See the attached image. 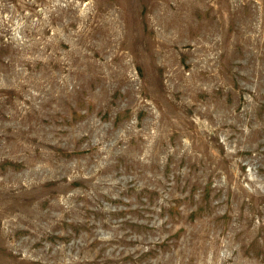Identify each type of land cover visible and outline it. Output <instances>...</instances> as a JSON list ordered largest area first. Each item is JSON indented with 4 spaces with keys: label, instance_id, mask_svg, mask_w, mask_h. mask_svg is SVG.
<instances>
[{
    "label": "rangeland",
    "instance_id": "1",
    "mask_svg": "<svg viewBox=\"0 0 264 264\" xmlns=\"http://www.w3.org/2000/svg\"><path fill=\"white\" fill-rule=\"evenodd\" d=\"M0 264H264V0H0Z\"/></svg>",
    "mask_w": 264,
    "mask_h": 264
},
{
    "label": "bare ground",
    "instance_id": "2",
    "mask_svg": "<svg viewBox=\"0 0 264 264\" xmlns=\"http://www.w3.org/2000/svg\"><path fill=\"white\" fill-rule=\"evenodd\" d=\"M198 16V15H197ZM197 19V18H196ZM202 31V30H201ZM62 67H64V66H62ZM121 69V68H120ZM116 78V77H115ZM159 88V87H158ZM119 96V95H118ZM115 97V96H114ZM197 102V101H196ZM113 103V102H112ZM105 107V106H104ZM104 116V115H103ZM120 118V117H119ZM76 120V119H75ZM68 123V122H67ZM64 128V127H63ZM186 128V127H185ZM54 152V151H53ZM64 156V155H63ZM58 158H60V157H58ZM65 158V157H64ZM120 164V163H119ZM124 167V166H123ZM117 169V168H116ZM169 169V168H168ZM122 170V169H121ZM168 182V181H167ZM74 186V185H73ZM168 186V185H167ZM157 187V186H156ZM38 189V188H37ZM84 189V188H83ZM34 190V189H33ZM169 190V189H168ZM147 192V191H146ZM30 193V192H29ZM174 193V192H173ZM145 194V193H144ZM142 195V194H141ZM156 195V194H155ZM153 196V195H152ZM158 196V195H157ZM141 197V196H140ZM134 198V197H133ZM186 200V199H185ZM143 201V200H142ZM178 201V200H177ZM176 201V202H177ZM137 205V204H136ZM152 205V204H151ZM147 206V205H146ZM157 207V206H156ZM153 208V207H152ZM163 211V210H162ZM10 212H11V210H10ZM131 212V211H130ZM161 213V212H160ZM175 213V212H174ZM3 214V213H2ZM177 219V218H176ZM159 220V219H158ZM112 221V220H111ZM177 222V221H176ZM7 225V224H6ZM128 225V224H127ZM131 225V224H130ZM186 225V224H185ZM165 227H167V226H165ZM188 227V226H187ZM183 228V227H182ZM191 228V227H190ZM181 229V228H180ZM176 230V229H175ZM184 230V229H183ZM182 230V231H183ZM179 231V230H178ZM118 232H120V231H118ZM125 232V231H124ZM147 232V231H146ZM176 232V231H175ZM181 232V231H180ZM182 233V232H181ZM138 234V233H137ZM5 235V234H4ZM101 236V235H100ZM126 236V235H125ZM146 236V235H145ZM162 236V235H161ZM177 236V235H176ZM184 236V235H183ZM130 237V236H129ZM188 237V236H187ZM9 239H10V237H9ZM137 239V238H136ZM6 241V240H5ZM154 242V241H153ZM172 242V241H171ZM126 243V242H125ZM186 243V242H185ZM11 245V244H10ZM152 245V244H151ZM169 245V244H168ZM177 245V244H176ZM187 245V244H186ZM101 246V245H100ZM121 247V246H120ZM136 247V246H135ZM178 247V246H177ZM200 247H201V244H200ZM138 248V247H137ZM162 248V247H161ZM181 249V248H180ZM182 249H184V248H182ZM181 249V251L182 252H184L183 250ZM187 248H185V250H186ZM176 250V249H175ZM204 250V249H203ZM187 251H188V249H187ZM126 252H128V251H126ZM178 252H180V251H178ZM210 252V251H209ZM135 253V252H134ZM136 254V253H135ZM156 254V253H155ZM183 254V253H182ZM188 254H189V252H188ZM202 255V254H201ZM208 255V254H207ZM138 256V255H137ZM140 256V255H139ZM160 256H162V255H160ZM18 257V256H17ZM172 257V256H171ZM186 257V256H185ZM215 257V256H214ZM11 258V257H10ZM156 258V257H155ZM201 258V257H200ZM138 259V258H137ZM199 259V258H198ZM154 260V259H153ZM181 260V259H180ZM200 260V259H199ZM159 261V260H158ZM164 261V260H163ZM175 261V260H174ZM189 261V260H188ZM192 262V261H191Z\"/></svg>",
    "mask_w": 264,
    "mask_h": 264
}]
</instances>
